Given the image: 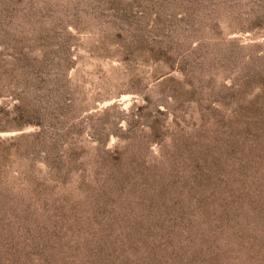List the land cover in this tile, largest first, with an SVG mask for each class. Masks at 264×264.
Returning <instances> with one entry per match:
<instances>
[{"label":"rangeland","instance_id":"rangeland-1","mask_svg":"<svg viewBox=\"0 0 264 264\" xmlns=\"http://www.w3.org/2000/svg\"><path fill=\"white\" fill-rule=\"evenodd\" d=\"M0 264H264V0H0Z\"/></svg>","mask_w":264,"mask_h":264},{"label":"trees","instance_id":"trees-1","mask_svg":"<svg viewBox=\"0 0 264 264\" xmlns=\"http://www.w3.org/2000/svg\"><path fill=\"white\" fill-rule=\"evenodd\" d=\"M71 108H72L71 105L65 104V101H63V99L58 102V106L56 108V112H57L56 117L58 119L57 120L58 123H61L60 119L62 117L70 118L72 116ZM61 125H62V123H61ZM38 126H42V123H39Z\"/></svg>","mask_w":264,"mask_h":264}]
</instances>
